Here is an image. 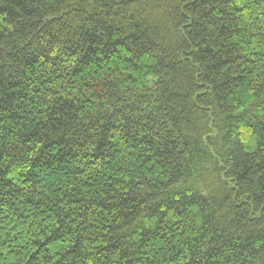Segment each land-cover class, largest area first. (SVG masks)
I'll return each mask as SVG.
<instances>
[{"label": "trees", "instance_id": "trees-1", "mask_svg": "<svg viewBox=\"0 0 264 264\" xmlns=\"http://www.w3.org/2000/svg\"><path fill=\"white\" fill-rule=\"evenodd\" d=\"M0 264H264V0H0Z\"/></svg>", "mask_w": 264, "mask_h": 264}]
</instances>
